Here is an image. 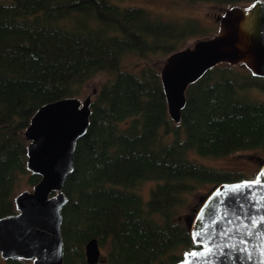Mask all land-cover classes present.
I'll return each mask as SVG.
<instances>
[{
  "label": "trees",
  "instance_id": "16d2710c",
  "mask_svg": "<svg viewBox=\"0 0 264 264\" xmlns=\"http://www.w3.org/2000/svg\"><path fill=\"white\" fill-rule=\"evenodd\" d=\"M222 5L255 0H188ZM72 19V25L64 23ZM194 18L165 19L140 7L109 0H0V217L17 213L21 175L27 168L24 134L43 105L81 96L100 73L111 76L92 103L88 132L75 154L65 192L62 233L65 264H87L92 238L108 248L100 264H177L195 248L189 196L205 184L240 182L241 171L216 168L190 155L223 157L264 151V90L249 69L221 63L187 90L177 124L156 63L209 34ZM127 54L146 64L123 68ZM156 182L146 201L136 190ZM0 264H27L5 260Z\"/></svg>",
  "mask_w": 264,
  "mask_h": 264
},
{
  "label": "water",
  "instance_id": "95a60500",
  "mask_svg": "<svg viewBox=\"0 0 264 264\" xmlns=\"http://www.w3.org/2000/svg\"><path fill=\"white\" fill-rule=\"evenodd\" d=\"M219 20L216 34L172 53L160 69L169 114L177 124L182 121L189 86L217 65H244L254 76L264 78V0L246 6L233 4ZM98 93L95 89L84 100L69 96L49 102L33 116L24 134L29 143L27 168L41 180L33 190L15 196L17 213L0 217L3 259L65 264L63 210L69 203L65 184L75 170L78 142L88 132L93 97ZM258 177L260 183L256 184ZM257 178L217 186L193 221L195 243L199 245L203 239L207 247H213L214 255L207 257L210 264L264 261V236L260 235L264 222L259 227L252 223L264 216V165ZM244 182L249 185L238 191L231 187ZM198 231L201 236H195ZM241 248L247 251L241 252ZM204 250L199 247L187 252L177 264H192V252ZM85 254L87 264H100L98 238L86 243Z\"/></svg>",
  "mask_w": 264,
  "mask_h": 264
},
{
  "label": "rangeland",
  "instance_id": "374dc122",
  "mask_svg": "<svg viewBox=\"0 0 264 264\" xmlns=\"http://www.w3.org/2000/svg\"><path fill=\"white\" fill-rule=\"evenodd\" d=\"M113 4L121 7H140L149 10L155 14H158L165 19H178L183 20L187 18H194L201 22L204 27L209 28V34L205 36H196L190 38L185 44L184 48L192 47L196 42L202 39L212 37L219 30L220 20L219 18L225 13V11L231 7V5H222L214 2L207 1H188V0H109ZM249 3H243L241 5L246 6ZM72 19L65 20L64 23L72 25ZM167 56H159L156 58L158 68L161 69L164 62L168 58ZM146 62L136 56L135 54H127L123 60V68L139 71ZM237 69L246 70L244 65L236 66ZM111 76L100 73L90 80L85 88L84 93L79 96L81 99H85L88 95L92 94L95 89L100 90L101 85ZM264 82V78L261 77ZM247 96L251 100L264 101V90L258 88H252L247 91ZM96 97V96H94ZM93 97V98H94ZM192 159H195L199 163H203L208 166L229 169L233 171L243 172V179L256 180L257 175L264 165V151L262 150H240L223 157H208L199 155L196 152H192L190 155ZM30 175L24 174L20 176L19 184L15 195L25 191L33 190L34 186L30 183ZM156 182L147 180L141 182L136 190L147 201L150 198L151 188L155 186ZM216 189L214 184H205L200 187L198 192H195L189 196L190 205L186 209L187 214L191 218H196L198 212L206 202L208 197ZM102 249V257H105L108 248ZM27 264H34L33 260H26Z\"/></svg>",
  "mask_w": 264,
  "mask_h": 264
},
{
  "label": "snow or ice",
  "instance_id": "6c2138e0",
  "mask_svg": "<svg viewBox=\"0 0 264 264\" xmlns=\"http://www.w3.org/2000/svg\"><path fill=\"white\" fill-rule=\"evenodd\" d=\"M254 183L259 184L260 180L259 177L257 178V181H255ZM249 185V182H244V185H235V186H231L232 189L234 191H238L241 187H247ZM264 222V216L260 217L259 220L253 219L252 223L255 224L257 227H259L260 223ZM207 229H205L206 231ZM224 233H221V235H223ZM249 235H251L252 233L249 232ZM261 236H264V234H260ZM195 236H201V233L198 231L195 233ZM210 239V238H209ZM198 247H204L205 250L204 251H193L192 252V257L194 258L192 261V264H210V262L207 260V257L214 255L213 252V247H207L205 242L203 241V239L201 240L200 244L198 245ZM232 247H234V245H232ZM241 252H245L247 251L244 248L240 249ZM197 257L201 258V259H196ZM250 258V257H249ZM261 264H264V261L261 262Z\"/></svg>",
  "mask_w": 264,
  "mask_h": 264
}]
</instances>
